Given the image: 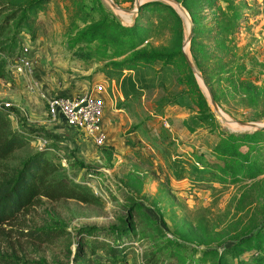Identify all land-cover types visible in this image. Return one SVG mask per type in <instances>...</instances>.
<instances>
[{"label":"rangeland","instance_id":"374dc122","mask_svg":"<svg viewBox=\"0 0 264 264\" xmlns=\"http://www.w3.org/2000/svg\"><path fill=\"white\" fill-rule=\"evenodd\" d=\"M23 46L37 91L86 93L102 103L97 93L104 92L110 110L102 104V145L49 117L36 91L10 71L6 58ZM0 49V103L9 104L0 133L24 137L0 160V180L43 150L97 197L40 198L14 214L0 224V264L101 260L96 241H110L104 233L113 230L123 234L114 264H197L211 250L202 264H216L218 255L219 264H234L257 254L256 245L264 251V238L248 240L264 231V141L234 151L252 146L256 169L198 179L218 163L224 135L258 130L229 119L264 126V0H0ZM197 90L211 121H199ZM84 169L96 178L80 179ZM91 227L101 233L87 244L78 231ZM27 229L57 236L33 240Z\"/></svg>","mask_w":264,"mask_h":264},{"label":"trees","instance_id":"16d2710c","mask_svg":"<svg viewBox=\"0 0 264 264\" xmlns=\"http://www.w3.org/2000/svg\"><path fill=\"white\" fill-rule=\"evenodd\" d=\"M130 30V27H125ZM1 51V49H0ZM150 56V55H149ZM170 56V55H169ZM144 64V63H143ZM140 64V65H143ZM132 66L130 65L129 68ZM196 104L198 106L199 121L209 119L210 116L207 111V104L202 95L197 90ZM5 110L0 109V126H3L4 120L2 114ZM208 114V115H207ZM211 121V118H210ZM23 136L18 132H8L6 134L0 133V160L5 158L11 151L17 149L23 145ZM264 141V127L258 128L254 132L240 137V135L227 134L224 135L219 142L220 147L216 152L217 162L208 165V176L204 173L198 176V179L202 180H222L226 178H234L236 173L250 172L256 169V165L249 158V149L252 146H248L245 151L234 152L237 145H250L252 142L257 144ZM241 143V144H240ZM215 151V150H214ZM217 151V150H216ZM63 167L53 160H49L45 157L43 150H37L28 156L21 165L15 170V172L8 178L0 180V224L6 222L14 214L27 209L31 205H35L40 201V198H46L48 200L58 199H74L82 203H90L96 201V196L92 194L90 189L86 186V182L75 178L73 175H68L63 170ZM258 171L257 173H259ZM255 173V174H257ZM254 175V174H253ZM252 174L250 176H253ZM80 179L96 178V175L88 170H83L79 177ZM101 232H97V228H84L79 229L78 236H80L87 244L94 242V238ZM111 234L113 237L110 241H103L97 239L99 248L106 256L103 259H89L84 261V264H114L116 257L121 256L122 250L120 244L122 243L123 235L118 230L109 231L104 233L105 236ZM263 234V235H260ZM24 236L30 239H45L49 236L56 237V232L49 230L42 232L35 229H27ZM88 238H91L89 240ZM249 241L253 243L264 238V231L261 229L257 233L249 236ZM110 242V245H109ZM122 245V244H121ZM89 251L92 252L96 245H90ZM238 245H233L229 250H237ZM258 249L257 254L251 257L247 262L238 260L234 264H264V251ZM82 252L84 247L81 248ZM225 252V251H224ZM214 251H203L202 255H199L195 262L202 264L205 261L211 260V254ZM216 254V253H215ZM221 255H218L216 264H219ZM29 264V263H18ZM83 264V263H82ZM167 264V263H160Z\"/></svg>","mask_w":264,"mask_h":264},{"label":"built area","instance_id":"2783aa9c","mask_svg":"<svg viewBox=\"0 0 264 264\" xmlns=\"http://www.w3.org/2000/svg\"><path fill=\"white\" fill-rule=\"evenodd\" d=\"M0 56L3 53L0 51ZM11 72L22 78L26 90L29 93L36 91L41 101L44 102L46 113L51 118L62 117L68 126L74 127V131L84 133L90 137L96 146L102 145L105 139L99 122L102 109V101L91 94H79L75 96L46 94L39 89L32 71L30 49L27 46L6 58ZM8 103H0V109L6 110ZM86 185H91L87 182Z\"/></svg>","mask_w":264,"mask_h":264},{"label":"water","instance_id":"95a60500","mask_svg":"<svg viewBox=\"0 0 264 264\" xmlns=\"http://www.w3.org/2000/svg\"><path fill=\"white\" fill-rule=\"evenodd\" d=\"M136 1H138V0H135V2H136ZM111 5H112L114 8H116V6H115L113 3H111ZM178 8H179L180 11H184L180 5H178ZM190 36H191V27H190V30H189L188 36H187V38H186V41H188V40L190 39ZM186 63H187V65H188L189 69H190L193 73H195V75L200 79L202 85L206 88V91H207V94H208V98H209V102H210V104L212 105L213 109H214L215 111H217L218 113H220V110H219V108L217 107L216 102H215V100H214V98H213L211 92L209 91L208 87L205 85V83H204L203 80L201 79L200 74L194 70V68L192 67L191 63H190L188 60H186ZM228 121H229V122H233V123H237V124H240V125H243V126H245V127H252V128H256V129H257V128L264 127V126H262V125H257V124H254V123H249V122H246V121H239V120H235V119H229Z\"/></svg>","mask_w":264,"mask_h":264},{"label":"crops","instance_id":"0c3cea01","mask_svg":"<svg viewBox=\"0 0 264 264\" xmlns=\"http://www.w3.org/2000/svg\"><path fill=\"white\" fill-rule=\"evenodd\" d=\"M99 96H101V98H103L104 100V110H105V114L107 113V112H109V103H108V101L105 99V94H104V92H102V91H99L98 93H97ZM102 124H101V129H103L104 127H105V125H106V120L104 121V119H103V122H101ZM103 126V127H102ZM76 132V131H75Z\"/></svg>","mask_w":264,"mask_h":264},{"label":"bare ground","instance_id":"6f19581e","mask_svg":"<svg viewBox=\"0 0 264 264\" xmlns=\"http://www.w3.org/2000/svg\"><path fill=\"white\" fill-rule=\"evenodd\" d=\"M181 13L184 15L185 14V12L184 11H181ZM185 16V15H184ZM222 116L224 117V119L226 118L223 114H222Z\"/></svg>","mask_w":264,"mask_h":264}]
</instances>
